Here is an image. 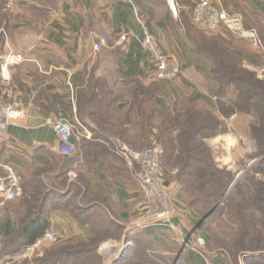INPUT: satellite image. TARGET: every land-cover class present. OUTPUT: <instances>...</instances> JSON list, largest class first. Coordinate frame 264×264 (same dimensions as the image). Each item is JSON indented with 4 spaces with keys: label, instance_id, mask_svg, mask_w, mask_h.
Segmentation results:
<instances>
[{
    "label": "crops",
    "instance_id": "crops-1",
    "mask_svg": "<svg viewBox=\"0 0 264 264\" xmlns=\"http://www.w3.org/2000/svg\"><path fill=\"white\" fill-rule=\"evenodd\" d=\"M170 1L134 0L133 5L126 0H15L9 11L6 0H0V63L10 53L25 55L9 67V81L0 71V99L16 101L26 110L23 119L9 126L0 148V253L37 215L28 218L36 198L47 219L46 231L59 237L31 257L0 255V264H23L43 256L53 244L99 240V254L109 241L126 247L139 185L124 159L102 141L77 134L82 129L79 124L104 135L135 129L125 119L139 87L162 109L200 103L216 111L213 92L221 82L213 74L215 55L200 46L204 39L221 42L243 67L263 76L264 52L223 28L203 30L194 20L199 0H173L174 7ZM217 5L244 13L246 25L258 27L264 40V0H218ZM139 16L159 51L180 64L175 80L148 78L156 64L152 52L141 45ZM124 33L130 35L127 43L114 46ZM102 39L106 46L95 51V43ZM58 120L75 125L78 149L70 156L56 150L58 139L51 122ZM11 174L18 179V196L6 199ZM170 186L178 210L173 221L191 235L206 213L188 204L182 187ZM137 232L148 237L160 254L176 255L183 247L182 240L165 227ZM183 259L187 264H225L219 255L204 257L194 250Z\"/></svg>",
    "mask_w": 264,
    "mask_h": 264
},
{
    "label": "trees",
    "instance_id": "trees-1",
    "mask_svg": "<svg viewBox=\"0 0 264 264\" xmlns=\"http://www.w3.org/2000/svg\"><path fill=\"white\" fill-rule=\"evenodd\" d=\"M242 15L246 20L245 14L242 13ZM200 46L213 52L216 59L213 74L221 82V86L213 92L218 102L216 111L200 103L182 104L185 112L171 107L162 109L157 106L151 96L144 93L143 88L139 87L125 119L129 125L136 126V128H121L116 133L105 135L93 132L90 140L108 141L111 135L121 138L140 129H147L145 133L149 134L150 130L156 127L159 131L157 139L150 146L163 143L164 152L161 164L164 162L167 169L166 182L168 184L176 182L182 187L189 205L208 213L225 197L234 181V176L231 172L218 168L211 147L205 143V139L218 133V127L222 124V116L230 117L233 114L248 113L250 105L259 110L264 109V79L259 78L254 71L243 67L240 58L225 51L221 42L204 39L200 42ZM231 88L232 91L228 94L227 91ZM140 94L144 96L140 98ZM174 131L177 135L172 137L171 133ZM251 137L256 141L259 150L264 151V125L255 128ZM136 142L138 140L134 143ZM106 147L111 151L110 146L106 145ZM243 184L242 182L237 183L234 192L242 193ZM260 190L263 191L261 188L258 191ZM35 200L37 203L31 209L28 218L31 214L38 216L36 215L32 220L27 219L21 235L11 240L13 242L9 240L5 244L0 253L2 257L21 254L26 246L45 234L48 227L47 219L41 213L43 208L38 203L39 200L37 198ZM226 200L224 205L227 203L230 206L231 197L229 196ZM127 233L126 242L132 241L133 246L131 249H126L123 256L114 264H131L140 257L138 252L142 250L143 240L153 243L148 237L137 232V229L128 230ZM99 246V240L94 239L89 243L63 245L45 253L37 261L46 264L53 258L54 260L61 259L67 255L66 261L69 260L75 264H84L85 261L93 262L99 257ZM250 258L254 257H248Z\"/></svg>",
    "mask_w": 264,
    "mask_h": 264
},
{
    "label": "built area",
    "instance_id": "built-area-1",
    "mask_svg": "<svg viewBox=\"0 0 264 264\" xmlns=\"http://www.w3.org/2000/svg\"><path fill=\"white\" fill-rule=\"evenodd\" d=\"M135 5L134 0H126ZM15 0H6V9L11 10ZM218 0H199L194 9V20L197 24L209 29L217 30L223 28L232 34L245 39L249 44L260 51L264 52V40L261 31L255 26H248L244 20V16L238 11H228L220 8L217 5ZM170 4L174 7V1ZM139 23L143 30V39L141 45L148 48L155 59V69L152 70L148 78L158 81H173L181 73L180 64L173 60L168 55L161 53L155 45L153 35L149 31L146 24L138 17ZM129 33L120 35L114 43L116 47H123L129 40ZM106 46L105 40H100L95 43V51H100ZM25 59L23 54L10 53L2 57L0 63V71L4 81L10 80L9 67L17 64ZM26 110L16 101H4L0 99V148L9 126L25 117ZM58 139L56 150L65 156L74 154L78 145L74 141L76 136L75 125L66 121L51 122ZM82 129L77 131V134L92 139L93 131L90 128L82 126ZM79 132V133H78ZM102 142L111 147V151L124 159L129 171L135 177L139 188L140 196L135 203L134 214L129 220L128 230L146 229L150 227H165L172 230L183 243L181 258L189 251H196L202 256H207L208 238L204 230L205 226H199L192 232L191 235H186L183 229L176 225L173 218L178 213L177 207L174 203L172 189L170 184L166 181L164 171L162 169L161 158L163 155V148L159 144L135 149L131 145L111 137L108 141ZM247 150L252 152V148L246 145ZM6 186V199H14L18 196V179L14 175H10ZM2 216L0 205V218ZM59 237L54 231H46L44 235L37 238L33 243L25 247L23 252L19 255L23 257H31L37 249L47 243L58 242ZM132 241H127L126 246H132ZM105 246L110 247L108 255L113 257L114 249L116 253L115 258L120 254V243L116 241H109ZM111 252V253H110ZM118 254V255H117Z\"/></svg>",
    "mask_w": 264,
    "mask_h": 264
},
{
    "label": "rangeland",
    "instance_id": "rangeland-1",
    "mask_svg": "<svg viewBox=\"0 0 264 264\" xmlns=\"http://www.w3.org/2000/svg\"><path fill=\"white\" fill-rule=\"evenodd\" d=\"M201 28L209 33L216 31L203 26ZM256 75L259 77L258 73ZM261 79H264V74ZM232 88L227 91L228 94H230ZM173 109L185 112L182 104H175ZM233 115L221 118L222 124L218 127V133L213 137L206 138L205 143L211 147L218 168L231 172L234 181L237 176H240L237 183H244L243 190L242 193H235L234 187L202 219V225L205 226L204 233L208 238L206 257L209 254L219 255L225 264H264V151L259 150L256 141L251 137V133L255 128L264 125V109L259 110L250 105L248 113H239L237 114L238 118L235 119ZM153 129L156 131L155 134H148L145 133L147 129H140L121 138L114 135L110 137L132 145L136 149H143L150 146L157 139L159 131L156 127H153ZM171 135L175 137L177 134L174 131ZM137 140L138 142L134 143ZM161 144L159 145L164 149L163 143ZM224 144L227 148L224 147ZM246 145L252 148V152L247 150ZM162 169L165 177L168 176L164 162L162 163ZM172 183L177 185L176 182ZM260 188L263 191H258ZM229 196L231 197L230 206L227 203L224 205V201H227L226 199ZM142 246V250L138 252L140 257L136 258L131 264H187L181 258L182 254L180 255V252L176 253V256L173 254L164 256L159 253L160 249L155 244L146 240H143ZM126 247L128 249L132 246ZM55 248H60V246L53 244L48 247L45 253H49ZM121 249L119 248V251ZM115 253L114 249V253L112 252L113 257H115ZM66 256L55 260L53 258L51 262L46 264H75L69 260L66 261ZM248 257L254 258L248 259ZM40 258L26 260L23 264H43L37 261ZM110 258L108 253L104 251L99 254L95 261H85L84 264H108Z\"/></svg>",
    "mask_w": 264,
    "mask_h": 264
},
{
    "label": "water",
    "instance_id": "water-1",
    "mask_svg": "<svg viewBox=\"0 0 264 264\" xmlns=\"http://www.w3.org/2000/svg\"><path fill=\"white\" fill-rule=\"evenodd\" d=\"M239 179H240V176H237V178L235 179V181L231 184V186H230V188H229V190H228V192H227V195L233 190V188L235 187V185L237 184V182L239 181ZM227 195H226V196H227ZM126 248H127V247L122 248L121 251H120V254H119L116 258H114L109 264H114V263H116V262H117V261L123 256V254H124Z\"/></svg>",
    "mask_w": 264,
    "mask_h": 264
},
{
    "label": "bare ground",
    "instance_id": "bare-ground-1",
    "mask_svg": "<svg viewBox=\"0 0 264 264\" xmlns=\"http://www.w3.org/2000/svg\"><path fill=\"white\" fill-rule=\"evenodd\" d=\"M110 247H107V246H105V248H104V251H107V252H109L110 251Z\"/></svg>",
    "mask_w": 264,
    "mask_h": 264
}]
</instances>
